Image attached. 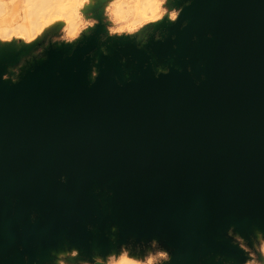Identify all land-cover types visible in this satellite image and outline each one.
I'll list each match as a JSON object with an SVG mask.
<instances>
[{
	"label": "water",
	"instance_id": "95a60500",
	"mask_svg": "<svg viewBox=\"0 0 264 264\" xmlns=\"http://www.w3.org/2000/svg\"><path fill=\"white\" fill-rule=\"evenodd\" d=\"M180 3L159 39L97 28L15 83L0 53V264L152 241L247 261L228 233L264 236V0Z\"/></svg>",
	"mask_w": 264,
	"mask_h": 264
},
{
	"label": "rangeland",
	"instance_id": "374dc122",
	"mask_svg": "<svg viewBox=\"0 0 264 264\" xmlns=\"http://www.w3.org/2000/svg\"><path fill=\"white\" fill-rule=\"evenodd\" d=\"M153 14H138L144 0H0V53L17 56L4 80L15 83L33 64L45 59L48 48H74L100 28V41L133 39L142 45L149 36L161 37L158 28L174 23L182 8L180 0H153ZM175 14V19H173ZM3 51V52H1ZM10 51V52H9ZM159 71L164 69L159 68ZM95 70H92L93 77ZM232 243L247 257L244 264H264V236L255 232L249 242L229 231ZM216 258V262H219ZM170 252L157 241L128 243L102 257L87 256L73 248L52 252L43 264H168ZM223 264H230L223 262Z\"/></svg>",
	"mask_w": 264,
	"mask_h": 264
},
{
	"label": "bare ground",
	"instance_id": "6f19581e",
	"mask_svg": "<svg viewBox=\"0 0 264 264\" xmlns=\"http://www.w3.org/2000/svg\"><path fill=\"white\" fill-rule=\"evenodd\" d=\"M144 1H145V3L143 5H139V6L136 7L135 10L137 11V13L140 14V15L141 14H143V15H145V14H153L154 10L157 7L155 1H153V0H144ZM1 52H3V51H1ZM7 52L8 51H6V53Z\"/></svg>",
	"mask_w": 264,
	"mask_h": 264
},
{
	"label": "clouds",
	"instance_id": "9594fccd",
	"mask_svg": "<svg viewBox=\"0 0 264 264\" xmlns=\"http://www.w3.org/2000/svg\"><path fill=\"white\" fill-rule=\"evenodd\" d=\"M173 19H175L176 17H175V14H173V17H172Z\"/></svg>",
	"mask_w": 264,
	"mask_h": 264
}]
</instances>
